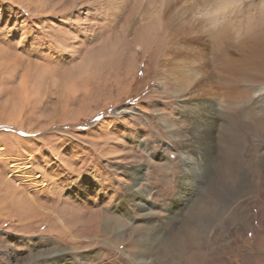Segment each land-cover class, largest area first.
I'll return each mask as SVG.
<instances>
[{"label":"rangeland","instance_id":"374dc122","mask_svg":"<svg viewBox=\"0 0 264 264\" xmlns=\"http://www.w3.org/2000/svg\"><path fill=\"white\" fill-rule=\"evenodd\" d=\"M142 1L0 0V115H20L0 118V264H264V83L232 78L227 108L207 62L208 34L264 42V0H217L212 33L204 0Z\"/></svg>","mask_w":264,"mask_h":264},{"label":"bare ground","instance_id":"6f19581e","mask_svg":"<svg viewBox=\"0 0 264 264\" xmlns=\"http://www.w3.org/2000/svg\"><path fill=\"white\" fill-rule=\"evenodd\" d=\"M120 1H122V0H120ZM144 1L145 0L142 1L141 5H140V7L138 9H140L143 6V2ZM226 1L219 2L217 0H204L203 1V6H196L195 4L192 3V5H191V8H192V16H191L192 24L195 25V27H197L199 29H202V31H204L205 33H212V32H209L210 29L207 26V21L209 22V20H210V22H212L214 25H216L221 19H222L223 22L224 21L226 22V19L228 17H231L232 16V14H231V7H232V5L229 2H226ZM118 2H119V0H115V2L113 4L115 6H118ZM192 2H193V0H192ZM232 4H233V1H232ZM198 5H199V3H198ZM237 10H238V8H237ZM142 13H143L142 10H138L137 11V14L139 16H141V21L144 20V16H145V14L144 13L142 14ZM159 15L160 14H154V16L150 17V19L151 18H156V19L158 18L159 21L161 22L162 21V18H159L158 17ZM206 17H210V18L207 19ZM133 21H134V19H132L131 21H129L127 23L126 28H125L126 30H131L133 28V26H132L133 25ZM192 24H190L191 27H193ZM170 26H171V28L175 32H177L178 35L182 32L180 30H177V29L173 28L174 26H172V25H170ZM208 36H209V41H210V44L208 43V45H210L211 50L214 49V51L212 50V52H211L212 55H213V57L212 58L210 57V59L208 58L209 60L207 62L208 63H211L212 62V65L215 62L217 63L216 65L218 66L219 70L217 69L216 70V73H214L216 75L215 78H218L219 79V81H218V83H219V89H221V87L224 89V92H222V93H224L225 99L222 101V104L225 105V106H227V108H229V106H231L232 104H235L236 103V102L234 103V101H235V98H234L235 97L234 96V90L229 85V83L231 81H234L232 78L236 79L237 77H239V78H241V77H245L246 78L247 77L248 79L250 78L249 81L252 84L264 83V42L256 41V38L254 37V38H251L247 42H245V41L242 42L241 41V42H238L236 44H228L227 40H222V37L223 36L220 37V38H218V39L215 38V37H213L214 35L211 36V38H210V35L209 34H208ZM173 39L174 38H172L171 41ZM262 41H264V40H262ZM172 43H173V41H172ZM230 45H233L236 48L237 52H239L237 54V56H236V59H233V58L230 57V55H228V48L231 47ZM138 46L140 48L143 47V45H141V44H139ZM166 49H167L166 50L167 54L168 53L169 54H172V50H170L171 48L169 46ZM211 50H209V51H211ZM177 53L178 52H174V54H177ZM185 55H187V54H185ZM175 56H177V55H175ZM210 56H211V54H210ZM182 71L185 72L184 75H187V76L192 75L191 76L192 78L190 77V80L191 81H194L196 79V72L193 71V69L190 66H186L185 68H183ZM227 76H230V78H228ZM213 83L217 85V82L215 81V79H214V82ZM213 83H211V84L209 83L210 84V87L209 88H212L211 86H212ZM236 84H238V83H236ZM182 87H183V85H181L179 88L181 89ZM182 91H183V89H182ZM25 93H28V91H25ZM204 99H205V101H202V102H200L198 104L201 107H205V106L212 107L213 110H215V100L214 99H218V96L217 97L214 96V97H211V98L210 97L209 98L207 97V98H204ZM220 100H222V99H220ZM219 103H220V101H219ZM194 107H195V104H194ZM197 116H198V114H197ZM0 118L4 119L5 122H7V123L13 124V123H16L19 120L20 115L17 116V114L14 115V113L11 112V113L5 115V118L3 117V115H0ZM198 119H200V121L202 120V130H204L205 129L203 127L204 126V120H203L202 115H201V118L199 117ZM206 123H207L208 127L209 126L210 127H213L214 126L213 121L210 120V119H206ZM206 133H208V131ZM202 135H204V134L201 133V137H200V145H201V147H200V149H204L206 151L207 148H208V144H209L208 143V139H209L208 137L210 135L209 136L207 135L208 137L207 136H202ZM209 151H210V149H209ZM209 151H208V153H209ZM208 153L206 152V153L203 154V153H201L199 151L198 154L200 155V157L197 159L196 162L194 160L192 161L190 157H186L185 159H183L184 178H183V180L181 182V185H180V191L183 192L182 193V199H177L173 204L177 205V204H179V203L182 202V200L184 198V191L186 189L187 182L190 180L192 171H196L195 170V167H197V165L200 162L202 164V162L207 161V160L210 161L209 163L213 162V160H211V157L209 156ZM194 174H195V172H194ZM138 176L139 175L136 176V179L137 178L139 179ZM7 182L9 184L12 183L11 181H7ZM135 182H136V180H135ZM138 183H140V182H138ZM136 186H137V183H135V185L131 186L130 187V190H132L133 193L137 194L136 197H141L142 196V191H140V190L134 191V189H135ZM99 190H101V187H100ZM30 197H31V195H30ZM133 200L136 201V199H133ZM184 200H185V198H184ZM133 203H135V202H133ZM139 203H142V205H140V206L143 209V212L144 211H147V215H149L151 212L148 210L149 209V206L147 205V203H145L144 200L143 201L140 200ZM182 204L179 207H181ZM22 207L24 209V206L23 205H22ZM37 209L39 210V212L41 214L45 215V217L49 216L50 214L55 215L54 218L56 217V219H57L56 221H58V224H60V226H63L64 228L70 230L69 228H67V226H66L65 222L63 221V219L57 213H55L52 209L47 208L44 205H37ZM35 212L36 211L33 208V212L31 210V216L33 214H35ZM4 216L5 215H3L0 212V219H3ZM150 263H152V262H150Z\"/></svg>","mask_w":264,"mask_h":264}]
</instances>
